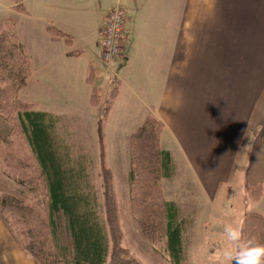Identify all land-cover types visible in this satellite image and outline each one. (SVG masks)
<instances>
[{"label":"crops","instance_id":"0c3cea01","mask_svg":"<svg viewBox=\"0 0 264 264\" xmlns=\"http://www.w3.org/2000/svg\"><path fill=\"white\" fill-rule=\"evenodd\" d=\"M36 1V7H29L27 0L23 4L25 13L34 15L39 9L38 16L44 18L47 66L55 71L49 75L53 80L73 75L66 62L79 52L62 49L60 36L51 34L47 26L83 32L90 31L94 21L99 34L96 48L102 57L100 32L106 14L117 3L124 7L128 20L121 59L127 65L119 73L114 101L122 99L130 81L152 92L153 97L138 96L148 108L139 125L154 108L165 124L160 143L171 152L178 169L191 170L208 193L215 192L217 224L222 225L227 218L222 214L228 213L218 200L222 186L234 182L249 137L264 123V0ZM0 5L16 11L12 0H0ZM130 68L133 77L127 73ZM149 75H154V85ZM0 264H35L1 217Z\"/></svg>","mask_w":264,"mask_h":264},{"label":"rangeland","instance_id":"374dc122","mask_svg":"<svg viewBox=\"0 0 264 264\" xmlns=\"http://www.w3.org/2000/svg\"><path fill=\"white\" fill-rule=\"evenodd\" d=\"M37 3L36 0H27L29 7ZM38 15L39 9H36L34 15H29L24 11L18 12L0 5V26L6 24L8 18L13 17L15 20L13 30L16 31L18 41L25 46L31 66L26 88H21L15 93L11 84L20 82L21 73L8 77L7 71L13 63L10 58L0 64V196L10 193L43 212V215L47 213L46 187L43 179L39 177L30 140L19 122L16 111L28 107L35 111L51 113L53 110L62 113L61 121L58 123V137L60 138L59 134H61L64 136H61L63 141H68L73 156L87 159L88 183L94 187L103 211L104 208L106 210L104 215L107 216L108 206H106L107 202L105 203L106 183L109 184L107 176L111 179L113 216L116 218L115 225L121 245L142 264H172L165 250L164 239L151 243L140 235L134 212L135 204L132 201V186L128 179L131 164V134L128 132L141 123L140 116L143 111H148V108L140 103L138 96L148 98L152 96V92L146 88L142 91L134 85V81H130V86L126 85L122 90V99L114 101L116 100L114 92L120 85L119 73L127 63L122 59L108 64L103 61L100 51L96 48V38L99 34L95 30L94 21L88 26L90 31L82 32L74 27L70 31L65 30L69 33L71 44L64 38H57L61 41L62 49L67 53L70 51L79 53L72 54L73 58L69 57L66 62L69 68L73 69V75L67 79L57 76L53 80L49 75L55 71L53 67L47 66L44 18ZM14 53L16 54L17 51ZM91 71L90 77L88 75ZM78 73L81 76H78ZM127 73L133 77L132 68ZM149 76L152 79L151 84L154 85L156 83V79H153L154 75ZM99 77H106V80L101 81ZM92 86L99 89L96 105H92L89 99ZM110 105L111 111L107 114ZM151 113L158 117L154 108ZM101 118L102 124L99 130L98 121ZM256 131L249 137L244 156L240 161L238 176L233 183L222 186L223 192L218 200L219 204L226 205L228 211L222 214V218L227 217L222 225L217 224L215 192L208 193L201 182L194 178L195 175L191 170L177 168L174 175L163 178L160 182L163 197L176 202L180 217L185 221L187 233L183 264H217V252L225 246L221 234L218 235V232H223V225L243 223V219L250 212L264 214V181L262 195L258 196L260 187L258 183L264 175V145L257 151L253 149L254 153L251 154ZM5 150L14 153L15 158L17 155L20 156L28 165L22 162V166L17 171L8 168V163L6 165L3 159ZM177 159L179 162V155ZM248 168L255 180L253 185L247 183ZM19 171H21L20 177L24 175L23 181L18 180ZM0 217L8 226L7 213L1 209ZM8 228L22 246L20 234L13 231L10 226ZM59 232L61 243L68 244L69 240L63 228ZM245 236L248 238L246 232Z\"/></svg>","mask_w":264,"mask_h":264},{"label":"trees","instance_id":"16d2710c","mask_svg":"<svg viewBox=\"0 0 264 264\" xmlns=\"http://www.w3.org/2000/svg\"><path fill=\"white\" fill-rule=\"evenodd\" d=\"M12 1L16 11L25 12L24 0ZM14 23L15 20L10 17L6 24L0 26V64L10 58L13 63L7 71L8 77L21 73L20 82L11 84L17 93L21 88H26L31 66L25 46L18 41L16 31L13 30ZM47 30L71 44L69 34L59 27L48 25ZM98 91V87L94 86L90 95L93 105L98 104ZM16 113L30 140L39 177L46 187L47 213L43 215V212L10 193L0 196V209L7 213L8 226L20 234L22 246L35 264H142L121 245L115 225L116 218L113 216L110 177L107 176L109 184L106 183L105 189L108 217L104 215L106 210L104 208L103 211L94 187L88 183L87 159L73 156L68 141H63L64 136L61 134L58 137V123L62 116L28 107ZM98 123L100 130L102 118ZM164 126L160 117L148 115L132 132L128 179L132 186V201L140 235L151 243L164 239L169 261L172 264H183L187 233L185 221L180 217L176 202L163 197L160 186L162 179L171 177L177 169L173 155L160 143ZM256 130L251 154L264 145V123ZM15 156L5 150L3 159L6 165L8 163V168L17 171L22 162L28 165L20 156ZM249 170L246 172L247 183L253 185L255 180ZM17 175L19 181L24 180V175L20 177L21 171ZM259 181L260 197L264 175ZM242 222L248 238L255 237L258 242L264 243L262 212H250ZM62 228L69 240L68 244L61 243L59 231Z\"/></svg>","mask_w":264,"mask_h":264},{"label":"clouds","instance_id":"9594fccd","mask_svg":"<svg viewBox=\"0 0 264 264\" xmlns=\"http://www.w3.org/2000/svg\"><path fill=\"white\" fill-rule=\"evenodd\" d=\"M222 238L225 246L217 252V264H264V243L246 238L243 223H225Z\"/></svg>","mask_w":264,"mask_h":264},{"label":"built area","instance_id":"2783aa9c","mask_svg":"<svg viewBox=\"0 0 264 264\" xmlns=\"http://www.w3.org/2000/svg\"><path fill=\"white\" fill-rule=\"evenodd\" d=\"M101 30L100 47L102 58L106 63L120 60L124 54V31L128 14L120 3L112 6L106 14Z\"/></svg>","mask_w":264,"mask_h":264}]
</instances>
